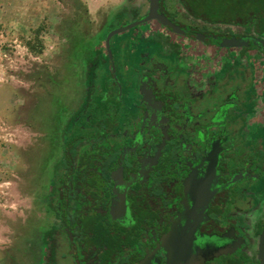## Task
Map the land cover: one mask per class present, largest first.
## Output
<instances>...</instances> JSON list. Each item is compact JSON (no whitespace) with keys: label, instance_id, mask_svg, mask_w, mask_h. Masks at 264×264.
<instances>
[{"label":"flooded vegetation","instance_id":"af4514ba","mask_svg":"<svg viewBox=\"0 0 264 264\" xmlns=\"http://www.w3.org/2000/svg\"><path fill=\"white\" fill-rule=\"evenodd\" d=\"M203 1L158 0L174 28L151 18L93 45L60 154L38 183L39 264H88L69 228L106 226L127 242L113 264H264V0H215L212 16L183 4ZM147 6L110 14L96 32ZM89 104L112 113L111 128L77 140Z\"/></svg>","mask_w":264,"mask_h":264},{"label":"rangeland","instance_id":"374dc122","mask_svg":"<svg viewBox=\"0 0 264 264\" xmlns=\"http://www.w3.org/2000/svg\"><path fill=\"white\" fill-rule=\"evenodd\" d=\"M1 1L0 264H39L46 247L40 238L44 219L38 183L60 154L62 135L82 93L93 45L100 44L110 31L104 26L96 32L98 26L109 18L106 9L119 0L95 7L89 4L92 0ZM109 85L106 80V87ZM101 91L97 90L95 97L99 98ZM99 109L97 113L96 108L87 106L74 138L89 141L111 128L112 113ZM93 125L100 131H91ZM91 145L82 148L78 156L88 158ZM98 215L97 221L102 219ZM106 228L89 234L83 228H69L72 241L86 249L88 264H113L127 243L113 231L116 227L111 230L113 242ZM54 245L55 258L62 250Z\"/></svg>","mask_w":264,"mask_h":264},{"label":"crops","instance_id":"0c3cea01","mask_svg":"<svg viewBox=\"0 0 264 264\" xmlns=\"http://www.w3.org/2000/svg\"><path fill=\"white\" fill-rule=\"evenodd\" d=\"M108 0H92L89 2V4L95 6L99 5H106ZM170 0H163L164 4L168 3ZM0 2H2L0 0ZM112 2L109 0V3ZM115 2V1H114ZM116 9L118 8V16L120 17V20H125L132 15V11L136 10L137 12H143L146 9L147 6V0H119L118 2L114 3ZM115 7H110L109 9H106L105 16H108L114 12H117ZM97 11V9H96ZM100 25L98 26V28Z\"/></svg>","mask_w":264,"mask_h":264},{"label":"water","instance_id":"95a60500","mask_svg":"<svg viewBox=\"0 0 264 264\" xmlns=\"http://www.w3.org/2000/svg\"><path fill=\"white\" fill-rule=\"evenodd\" d=\"M157 7H158V0H148L147 11L142 17H140L137 20L130 21V22L123 24L121 26L114 27V28L110 29L109 33L105 37L106 45L108 44V39H109L110 35H112L113 33H116L118 31L125 29V28H128V27H131L140 21H145V20H148L151 18H155L158 21H160L162 24H168V25H170V27L174 28V26L169 22V20L164 16V14L162 12L157 11ZM209 256L210 255H207L206 257H209Z\"/></svg>","mask_w":264,"mask_h":264},{"label":"trees","instance_id":"16d2710c","mask_svg":"<svg viewBox=\"0 0 264 264\" xmlns=\"http://www.w3.org/2000/svg\"><path fill=\"white\" fill-rule=\"evenodd\" d=\"M183 1V0H182ZM183 4H184V6L186 7V8H188V9H190L191 8V10H193L194 11V9H197V10H199V11H209V12H211V11H215V6H216V3H215V0H204L203 1V3H202V5L201 6H199L198 4H193L191 7H189V5H187L186 3H184L183 2ZM212 4L214 5V7L212 6ZM71 129V128H70ZM72 139V138H71Z\"/></svg>","mask_w":264,"mask_h":264}]
</instances>
